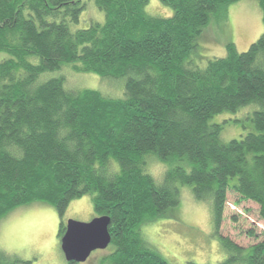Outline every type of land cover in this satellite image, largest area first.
Segmentation results:
<instances>
[{
	"label": "trees",
	"instance_id": "1",
	"mask_svg": "<svg viewBox=\"0 0 264 264\" xmlns=\"http://www.w3.org/2000/svg\"><path fill=\"white\" fill-rule=\"evenodd\" d=\"M148 1L0 0V219L34 202L61 219L91 195L96 216L111 221L110 264H168L140 229L169 217L190 187L211 201L227 254L220 264H264V239L243 249L218 235L228 191L255 202L264 223V33L244 52L229 43L224 57L207 59L206 29L242 0H156L170 17L148 15ZM255 1L264 23V0ZM88 3L103 23L79 28ZM68 66L123 80L122 95L43 79ZM246 109L243 119L213 122ZM229 123L246 133L224 143ZM151 160L164 167L161 182ZM17 263L0 253V264Z\"/></svg>",
	"mask_w": 264,
	"mask_h": 264
},
{
	"label": "rangeland",
	"instance_id": "2",
	"mask_svg": "<svg viewBox=\"0 0 264 264\" xmlns=\"http://www.w3.org/2000/svg\"><path fill=\"white\" fill-rule=\"evenodd\" d=\"M85 8L79 28L87 25L90 19L103 23V14L93 7V3L86 4ZM144 10L154 17L171 16L170 9L156 0L148 1ZM227 12L226 23H211L199 44L202 56L207 59L224 57L225 46L229 43L237 52H244L264 33L262 14L255 0H242L229 6ZM198 56L201 57L199 53ZM199 64L203 68L206 61L200 60ZM44 78H62L65 89L70 91L94 90L114 97L123 93V80L109 81L93 74L75 73L70 66ZM248 112L249 109L237 115L224 114L214 118L213 122L240 120ZM241 132L246 133L242 124L229 123L221 131L220 139L227 143L238 139ZM148 171L157 182L162 181L164 167L156 161L149 162ZM91 198L86 195L72 200L61 219L56 210L44 202L14 208L0 219V253L17 260V264H66L60 250L59 225L62 222L65 229L69 220L88 223L96 218ZM171 212V217L146 222L140 229L144 243L168 264H220L226 259L227 254L218 237L213 235L211 201H197L190 187H182L179 204ZM218 235L243 249L263 240L264 223L258 205L228 191ZM114 250V246L109 245L105 250L93 252L85 263L80 264H110L108 258Z\"/></svg>",
	"mask_w": 264,
	"mask_h": 264
},
{
	"label": "water",
	"instance_id": "3",
	"mask_svg": "<svg viewBox=\"0 0 264 264\" xmlns=\"http://www.w3.org/2000/svg\"><path fill=\"white\" fill-rule=\"evenodd\" d=\"M60 239V250L67 263H85L95 251L107 249L111 243L107 216H100L88 223L67 221Z\"/></svg>",
	"mask_w": 264,
	"mask_h": 264
}]
</instances>
